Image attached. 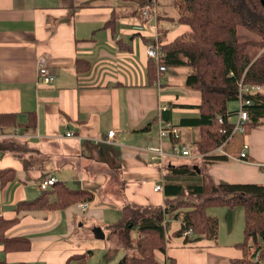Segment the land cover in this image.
Listing matches in <instances>:
<instances>
[{"label": "crops", "instance_id": "1", "mask_svg": "<svg viewBox=\"0 0 264 264\" xmlns=\"http://www.w3.org/2000/svg\"><path fill=\"white\" fill-rule=\"evenodd\" d=\"M173 1L0 0V113H15L20 123L0 127V134H6L0 135V144L11 140L26 147L0 150V169L17 173L14 182L0 184V218L11 220L6 237L28 240L14 243L9 251L0 241V261L116 264L135 251L139 236L138 227L134 234V226L127 232L113 226L124 207L164 206L163 191L154 187L161 179L164 184L167 165L195 164L181 155L161 163L145 150L161 143L170 151L177 143L193 152L201 137L200 127L178 125L200 114V92L185 83L189 68L159 69L152 82L148 76V44L169 43L190 30L177 21ZM111 19L114 33L107 25ZM41 56L56 72L48 84L38 79ZM78 59L82 67L88 64L86 70H77ZM31 113L36 121L27 125ZM165 122L178 125V142L159 136ZM15 129V136H7ZM111 129L116 130L115 144L94 142ZM70 130L82 138L66 137ZM243 140L249 147L246 161L227 156L206 162L200 157L196 163L217 183H264V124ZM241 142L230 145L232 153ZM50 175L72 188L91 190L95 198L88 202V211H81V202L16 211L19 202L42 195L38 184ZM207 212L216 213L210 208ZM232 219L229 211L228 231L220 232L224 241L202 237L187 242L175 233L182 220L168 221L166 249L156 250L157 259L165 264H233L243 251L232 237ZM97 227L104 231L103 238L96 236Z\"/></svg>", "mask_w": 264, "mask_h": 264}, {"label": "trees", "instance_id": "2", "mask_svg": "<svg viewBox=\"0 0 264 264\" xmlns=\"http://www.w3.org/2000/svg\"><path fill=\"white\" fill-rule=\"evenodd\" d=\"M149 1L152 0H146ZM173 4L179 13L177 21L188 25L190 30L162 44L165 55L160 62L151 60L148 63L149 80L157 79L162 65L166 68H189L185 83L188 88L200 92L201 100L196 105L200 114L185 117L178 125L200 127L197 149L206 162L209 159L221 161L227 156L214 155L212 151L231 136L233 123L228 104L237 100L240 82L245 86L260 84L264 87V51L259 53L264 48V0H174ZM107 25L114 33L115 22L111 19ZM239 28L248 30L252 36L241 40ZM83 64V60L78 59L77 70L88 68L87 63L82 67ZM245 97L252 102L247 106L249 121L246 132H249L264 124V92L246 94ZM219 116L223 123H220ZM35 121L31 113L27 125H34ZM7 126H20L17 114L0 113V127ZM171 139L179 141V137ZM10 141L2 142L0 150H14ZM239 141L240 138L236 137L235 142ZM16 178L14 169H0L2 186ZM163 178L164 206L127 205L119 222L113 225L123 232L138 226L140 232L134 242L135 254H125L116 264H165L155 254L156 250L166 249L168 238L164 220H182L181 227L175 232L179 236L192 229V234L185 236L187 242L202 237L216 239L219 220L208 215L207 210L222 205L244 208L245 238L237 245L243 256L234 259L233 264H264V183H217L199 165L188 163L167 165ZM94 198L91 190L72 188L57 181L34 201L19 202L16 211L24 207L63 208L73 203L91 202ZM10 221L0 218V241L6 251L15 247L14 243L28 242L26 238L9 239L5 236ZM257 255L258 260L255 258ZM0 264L6 263L0 261Z\"/></svg>", "mask_w": 264, "mask_h": 264}, {"label": "built area", "instance_id": "3", "mask_svg": "<svg viewBox=\"0 0 264 264\" xmlns=\"http://www.w3.org/2000/svg\"><path fill=\"white\" fill-rule=\"evenodd\" d=\"M144 15L148 17L149 12L148 10L144 11ZM147 54L151 60H154L156 63H159L161 60V57L165 55V52L162 49V45L158 42H152L148 44L147 46ZM38 63H39V71L38 72V79L41 83H51L55 77L56 72L53 71V69L50 68L49 63L47 59L43 56L38 57ZM167 68L163 65L160 66V71H165ZM263 90V86L260 84H252V85H246L243 84V82H240L239 89L237 91V108L230 110L231 113V119L230 121L233 123V130L231 133V136L229 139L221 144L219 147H217L213 152L217 154H222L226 156L235 157L239 160H247L248 154L247 149L248 145L243 140V137L245 136L246 132V123L249 121V112L247 109V106L251 105L252 102L250 98H246V94H256ZM220 123H223V118L218 117ZM6 136V134H0ZM16 135V129L15 131L11 132L10 134H7V136H15ZM180 129L178 126L170 123L165 122L161 125L159 130V136L162 138H180L181 136ZM66 137H76V138H82L79 134L75 133L74 131H67L65 133ZM238 137L242 139V142L240 143V148L237 153H232L230 150V145L235 142V138ZM94 142L96 144L99 143H105V144H115L117 142L116 139V130L111 129L108 131L106 136L98 137L94 139ZM146 152H148L151 155L152 160H158L161 163L165 161L166 158L170 156H191V151L187 145L182 144H174L170 151L164 149L163 145L161 143L159 144H151L145 148ZM200 155V154H199ZM59 181V178L55 175H50L45 177L43 180L40 181L38 184L40 189L47 190L51 188L55 182L57 183ZM163 180H159L154 189L155 191H163ZM81 211L86 212L88 211L89 203L88 202H81L79 203ZM164 227H165V235L168 238L169 237V229H168V221L164 220ZM188 234H192V229L184 232V236H187ZM257 260L259 259V256L257 255L255 257Z\"/></svg>", "mask_w": 264, "mask_h": 264}, {"label": "rangeland", "instance_id": "4", "mask_svg": "<svg viewBox=\"0 0 264 264\" xmlns=\"http://www.w3.org/2000/svg\"><path fill=\"white\" fill-rule=\"evenodd\" d=\"M252 36V34L248 31V30H245V29H243V28H239V38L241 39V40H244V39H246V38H248L249 36ZM255 36V35H254ZM262 51H264V48H262L260 51H259V53H261ZM263 89H264V87H263ZM237 101H231L229 104H228V106H229V108L231 109V110H233V109H235V108H237ZM247 134V132H245V135ZM13 145V147H18V148H20V147H22V149H26V147H25V145H20V144H16V143H13L12 144ZM197 147H196V145L195 146H193V152L191 151V149H190V151H191V156H188V157H191V158H193V161H195V164H197V165H199L198 163H196V158H200L201 160H203V158L202 157H204V156H201V155H203L202 153H200L199 151L197 152V153H194L197 149H196ZM248 149H249V147H248ZM248 149H247V154H248ZM199 153H200V155H199ZM212 153H214V154H217V153H215V152H213L212 151ZM222 155V154H221ZM170 157H173V156H170ZM229 157V156H228ZM231 157V156H230ZM232 158H235V157H232ZM235 159H237V158H235ZM239 160V159H238ZM248 160V159H247ZM246 161V160H245ZM194 163V162H193ZM200 166V165H199ZM201 167V166H200ZM202 168V167H201ZM213 209H214V211L216 212L215 213V215L214 216H216L217 218H218V220H219V231H218V237H221V235L223 234V233H220L222 230L224 231V230H226V231H228V226H229V224H228V221H227V214H228V212L229 211H231L232 212V217H233V219H232V221L234 222V225H233V239H234V241H236L237 239L239 240V242H242L243 240H244V238H245V235H244V229H245V216H244V208L242 207V206H240V205H237V206H235V207H228V206H212V207H210V210H212L213 211ZM137 227L138 226H135V227H133L134 228V234L136 233V231H137ZM168 229H169V227H168ZM173 230L174 229H176V227L175 228H172ZM139 235H140V232H139ZM128 237V235H126V236H124L123 238L125 239V240H127L126 238ZM139 237V236H138ZM108 239V238H107ZM137 239V238H136ZM221 239L224 241L225 240V236L223 235L222 237H221ZM238 242V243H239ZM133 254H135V251L134 252H128V255H133Z\"/></svg>", "mask_w": 264, "mask_h": 264}, {"label": "water", "instance_id": "5", "mask_svg": "<svg viewBox=\"0 0 264 264\" xmlns=\"http://www.w3.org/2000/svg\"><path fill=\"white\" fill-rule=\"evenodd\" d=\"M195 167H197V166H195ZM94 232H95L96 236H98V237H102L103 238L105 236L104 231L101 228H99V227H97L94 230Z\"/></svg>", "mask_w": 264, "mask_h": 264}]
</instances>
